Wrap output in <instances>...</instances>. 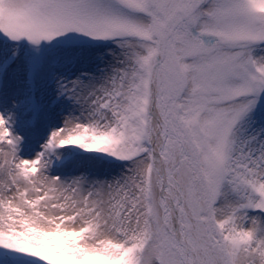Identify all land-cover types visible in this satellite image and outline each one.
Returning <instances> with one entry per match:
<instances>
[{"label": "snow or ice", "instance_id": "6c2138e0", "mask_svg": "<svg viewBox=\"0 0 264 264\" xmlns=\"http://www.w3.org/2000/svg\"><path fill=\"white\" fill-rule=\"evenodd\" d=\"M0 264H264V0H0Z\"/></svg>", "mask_w": 264, "mask_h": 264}]
</instances>
